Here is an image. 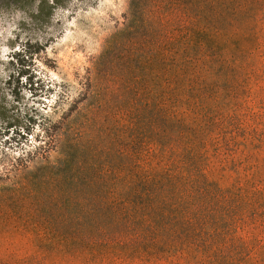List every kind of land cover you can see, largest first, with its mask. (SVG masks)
<instances>
[{"label":"rangeland","instance_id":"rangeland-1","mask_svg":"<svg viewBox=\"0 0 264 264\" xmlns=\"http://www.w3.org/2000/svg\"><path fill=\"white\" fill-rule=\"evenodd\" d=\"M207 2L0 0V264H264L263 17L246 20L235 9L225 34L252 27L261 47L235 52L239 68L215 74L219 100L211 103V118L180 116L208 180L243 195L248 214L237 230L243 257L216 260L190 247L149 258L104 245L106 229L93 219L109 203L74 194L79 185L105 182L102 172L122 168L131 152L141 160L165 142L142 102L168 98L163 91L173 88L174 59L192 52L184 45L190 31L218 19V0L213 10ZM66 115L62 143L40 155L45 129ZM215 117L220 125H211ZM64 152L73 157L59 174L52 166ZM151 159L145 167L156 171ZM99 222L106 226L104 213Z\"/></svg>","mask_w":264,"mask_h":264},{"label":"trees","instance_id":"trees-1","mask_svg":"<svg viewBox=\"0 0 264 264\" xmlns=\"http://www.w3.org/2000/svg\"><path fill=\"white\" fill-rule=\"evenodd\" d=\"M215 1L208 0L211 10ZM218 7L221 10L217 21L210 17L205 29L190 31L184 45L192 52L174 59L173 88L163 91L168 98L152 104L142 102L154 114V123L164 133L165 142L151 154L148 151V156L143 155L147 158L141 160L139 154L131 152L122 168L102 172L105 182L88 184L82 190L83 185H79L74 192L77 196L109 203V210L97 209L93 219L99 231L101 227L106 229L107 238L100 240L104 245H121L140 257L149 258L190 247L216 260L221 257L232 263L244 256L246 247L237 237L240 217L246 218L248 214L243 195L225 191L208 180L204 156L188 146L187 126L180 118L188 111L211 118V103L218 105L219 100L215 74L222 76L239 68L238 58L231 57L235 52L242 55L261 47L259 32L251 27L252 23H249L251 29L239 36L225 34V27L231 18L236 19L235 9L243 10L246 20L261 21V17L264 20V0H218ZM237 20L240 21V15ZM155 46L159 51L165 48L159 42ZM86 96L87 99L92 96L90 91ZM69 119L70 116H63L58 124L45 129L48 142L39 147L40 155L62 143ZM213 121L214 126L222 123L216 117ZM134 146L138 148L137 142ZM72 157L70 152H64L63 159L52 170L58 169L61 174ZM150 157L151 164L157 161L160 167L156 171L145 167ZM102 213L108 218L105 227L99 222ZM219 219H222V228L218 225Z\"/></svg>","mask_w":264,"mask_h":264},{"label":"clouds","instance_id":"clouds-1","mask_svg":"<svg viewBox=\"0 0 264 264\" xmlns=\"http://www.w3.org/2000/svg\"><path fill=\"white\" fill-rule=\"evenodd\" d=\"M21 15H22V14L18 12V13H17V18H20ZM5 52H7V49H5Z\"/></svg>","mask_w":264,"mask_h":264}]
</instances>
